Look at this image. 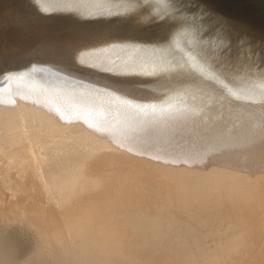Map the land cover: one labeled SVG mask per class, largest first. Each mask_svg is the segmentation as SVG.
I'll return each instance as SVG.
<instances>
[{"label": "bare ground", "instance_id": "1", "mask_svg": "<svg viewBox=\"0 0 264 264\" xmlns=\"http://www.w3.org/2000/svg\"><path fill=\"white\" fill-rule=\"evenodd\" d=\"M0 222L10 264H264V0H0Z\"/></svg>", "mask_w": 264, "mask_h": 264}, {"label": "rangeland", "instance_id": "2", "mask_svg": "<svg viewBox=\"0 0 264 264\" xmlns=\"http://www.w3.org/2000/svg\"><path fill=\"white\" fill-rule=\"evenodd\" d=\"M3 224H4V223L1 224V222H0V228H1L2 226H3V228H4V230H3V228H1L2 230H0V232L2 231V232H1L2 235H1L0 237H3V236H4V238L10 239L11 237L14 236V239L16 240L15 237L18 236V237H17V238H18V239H17L18 241H15L14 239H13V240H14L16 243H17V242H21V243H19V244H20V247H21V246H22V247H21V249H20V247L18 246V243H17V247H19V248H17L16 245L14 244L15 242L13 241V244L15 245V248H13V251H14V252H12V251H11V252H12L13 254L15 253L14 255H16V253H18V252H19V253H21V251L23 252V249H24L23 247H26L27 243H29L28 241H30V239H31L30 234L27 233V232L24 231V230L21 232V229H20V230L17 229V228L15 229L14 226H11V225L9 226V225H7V227H6V225H5V224L3 225ZM4 226H5L6 228H5ZM12 227H13V228H12ZM8 228H10V229H8ZM11 229H13V230H11ZM6 230H7V231H6ZM10 230H11V233H10V235H8L9 233L7 234V232H8V231L10 232ZM14 230H17L16 233H14V232H15ZM173 230H174L175 233H176V229H173ZM173 230H172V234H175V233H173ZM18 231L20 232V233H19L20 235H19V234H18V235H15V234L18 233ZM12 232H13V233H12ZM23 232H25V233H23ZM5 233H6V234H5ZM21 233H23L26 237H25L23 234H22V237H21ZM170 233H171V232H170ZM4 234H5V235H4ZM13 234H14V235H13ZM26 234H27V235H26ZM172 234H171V235H172ZM5 236H7V237H5ZM8 236H11V237L8 238ZM19 236H20V237H19ZM27 236H28V237H27ZM172 236H173V235H172ZM23 237H24V238H23ZM4 238H2V239L0 240V243L2 242V240H4V241H3L4 243H5V241L8 242V240H7V239L5 240ZM26 238H27V239H26ZM20 240H21V241H20ZM24 240H25V241H24ZM27 240H28V241H27ZM26 241H27V242H26ZM9 242H12V240H11V241L9 240ZM24 242H25V243H24ZM22 243H23V244H22ZM5 244H6V243H5ZM5 244H2V243H1L2 246H5ZM16 248H17V249H20V250L17 251ZM15 249H16V252H15ZM11 252L8 253L9 255L7 254L8 256L5 254V255H6V256H5L6 258H8V257L11 255V257L8 258V260H9L8 262H9V263H8V262L5 263L6 260H4V259H6V258L2 259L4 262H3L2 260H0V262H1V263H4V264H10V261H11L10 259L13 258ZM19 253H18V254H19ZM14 255H13V256H14ZM12 260H13V259H12Z\"/></svg>", "mask_w": 264, "mask_h": 264}]
</instances>
